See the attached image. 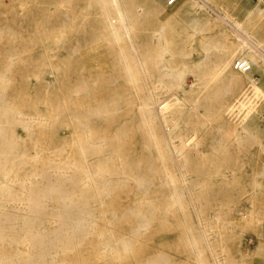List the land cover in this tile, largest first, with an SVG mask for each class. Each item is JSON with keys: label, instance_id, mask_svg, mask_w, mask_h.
I'll return each mask as SVG.
<instances>
[{"label": "rangeland", "instance_id": "rangeland-1", "mask_svg": "<svg viewBox=\"0 0 264 264\" xmlns=\"http://www.w3.org/2000/svg\"><path fill=\"white\" fill-rule=\"evenodd\" d=\"M96 1L0 0V264L7 254L2 237L4 210L21 213L16 209L23 206L16 203V198L26 191L22 183L35 177L40 189L49 191L64 182L60 174H55L52 181L43 177L48 171L46 166L59 159L62 145L73 135L72 130L62 125L68 77L74 85L84 79L89 91L106 88L114 91L87 92L83 97L87 102L93 97L106 99L109 107H120L113 131L125 128L132 153L136 156L147 153L144 135L137 131L143 116L132 111L137 110L135 101L144 104V84H140L138 94L124 92L133 86L123 81L126 64L118 61L114 43L104 35ZM195 3L202 5L203 10H196ZM258 4L260 0H176L174 4L170 0H127L124 3V11L131 13L130 19L137 22L132 27L135 41L144 42L149 28L164 25L166 41L139 46L140 56L143 64L163 61L162 72L183 74L182 83L174 87L177 95L170 99L174 101L171 111L174 114L167 127L163 125L160 130L166 133H163L165 140L168 138L174 147L183 148L190 156L180 170L169 164L170 178L183 193L179 206L165 199L167 192L159 188V183L149 194L139 190L135 182L127 183V188L118 194L110 193L113 195H109L108 206H113L120 215L133 218L134 226L132 237L126 240L130 243L127 253L131 260L118 259V264H146L148 253L167 254L175 264H264V69H254L255 76H259L256 82L236 84L230 82L220 67L234 50L233 27L238 23L264 47V16L248 18V10ZM197 15L211 21L204 34L198 31L199 22L194 19ZM111 17L115 23V13ZM242 36L251 39L243 32ZM236 60L240 59L232 60L231 70L239 73L233 66ZM111 75L119 82L110 86L99 84L111 79ZM176 96H185V103H179ZM239 101L255 106V110L246 114L247 130L235 127L243 114ZM189 104H195L197 110ZM6 108L19 113V123L12 136L20 144L19 154H22L11 160L9 173L4 171L3 160ZM42 122L50 127L34 133L26 128ZM188 139L193 141L186 147L183 141ZM35 157L39 160H33ZM139 161L131 160V163L135 165ZM65 184L70 187L69 183ZM70 190L55 199L41 198L45 210L35 226L37 231L62 230L78 237V223L84 221L85 230L96 229L98 235L105 236L112 228L122 237L129 233L128 227L119 224L97 202L92 204L89 217L72 216L69 204L78 199L79 190ZM148 202L153 206H148ZM149 208L157 212L151 229L146 230L144 218H134ZM57 214L66 217L61 220ZM21 226L20 219L6 226L12 239L17 238L14 227ZM78 239H83V259L97 264V253L106 242L94 249V241L83 236ZM187 245L192 251L190 257ZM7 246L10 248V244ZM13 247L9 252L12 256L32 255L39 262L45 259L38 243ZM50 248L57 251L55 245L50 244Z\"/></svg>", "mask_w": 264, "mask_h": 264}, {"label": "bare ground", "instance_id": "bare-ground-1", "mask_svg": "<svg viewBox=\"0 0 264 264\" xmlns=\"http://www.w3.org/2000/svg\"><path fill=\"white\" fill-rule=\"evenodd\" d=\"M126 1L127 0H98L95 2V5L98 7L99 11H101V26L105 37L114 43L118 61L126 64L124 68L126 73L122 74V78L123 81L133 86V89L125 90L124 92L138 94L141 92L140 84H144V104L135 101L133 104L137 106V110L132 111L133 113H138L143 116L142 121L139 126H137V131L144 135L147 153L137 156L132 153L130 146L127 144L128 138L125 128L119 127L113 131L120 107H109V101L106 99L93 97L87 102L83 97V94L87 92L95 94L114 91H109L108 88L89 91L87 90L86 81L84 79L80 81L79 85H74L73 79L68 77V85L64 91L66 101L62 110V125L66 129L72 130L73 135L70 140L65 141L62 145L60 154L58 155L59 159H54L55 161L52 162L53 165L50 164L46 166L48 171L43 178L52 181L55 174H60L64 182L69 183L70 187H68V185L66 186L63 182L59 185L52 186L49 191L42 190L36 182L35 177H31L27 183H22L26 191L16 198V203L23 206V208L16 209L21 213L17 215L18 212L10 213V211L4 210L2 237L7 254L3 264H92L89 259H83L82 257L81 249L83 247V239H78L80 236L90 239L92 242L94 241V244H96V246H93L94 249L99 248L97 246H100L104 241L106 242L102 251L97 253V264H118V259L129 262L131 258L127 251L130 247V243L126 240L128 237H132L134 232V226H132L133 222L131 221L133 218H130L127 214L120 215L113 206H108L110 193L118 194L127 188V183L130 184L135 182L139 190L144 189L149 194L153 186L159 183V188L167 192L164 194L166 195L165 199L171 200L174 205L179 206L181 203L180 197H182L183 193H181L182 191L178 189L176 183L170 178L172 172L169 164H175L180 170L186 165V160H189L188 156L190 155L185 152L183 148L174 147L168 138L165 140L163 135L165 132L162 133L160 129L163 125L166 126L170 122V118L174 114L171 112L174 109V107H172L174 101H170V99L177 95V89H174V87L175 84L182 83L183 74L181 72H162L164 64L161 60L157 61L155 64L146 61L144 64L142 63L140 56L141 49L139 46H152L154 43H164L166 41L164 25L156 24L154 28H149L146 32L144 42L135 41V34L132 31V27L134 28L137 22L130 19L129 15L131 13L124 11L123 5ZM260 1V5L258 4L253 9L248 10V18L254 19L255 16H264V0ZM193 6L196 10H203V6L198 3H195ZM112 13L116 15L117 20L115 23L113 22L115 18L111 17ZM194 19L196 22H199V25L197 24L198 31L204 34L211 21L208 18L202 19L200 15H197ZM233 28H235L236 32H240L241 34H237L236 32L235 35L233 34L234 50L231 55L220 64L221 71L227 73L231 83L242 84L244 81L254 83L259 78L258 75V77L255 76L254 69L256 67L258 69H264V47H261V43L258 40L250 37L243 24L238 23ZM242 32L251 39L243 37ZM124 43L126 45H124ZM237 57L247 60L251 64V70L249 72L244 73L237 71L239 73H235L231 70L232 60ZM134 66L137 69L133 68ZM139 73L141 75L140 77ZM111 77V79H104L100 81V83L96 80V84L99 83L110 86L119 82L114 79V75H111ZM176 99L179 103H185L184 100L186 97L176 96ZM244 101H239L241 106L240 111L243 110V114H241L242 120L239 119L240 124L235 126L238 130H247L245 126L248 120L246 114L247 112L255 110L254 105H248ZM189 106L195 111L197 110L195 104H189ZM227 106L228 105L225 106V109ZM4 115L6 122L3 136V160L4 171L7 173L11 160H17L22 154H19L20 144L12 136L15 125L19 123V113L10 108H6ZM238 121H236V123ZM47 126L46 123L42 122L38 123L37 126L34 124L28 125L26 128L31 133H34V131L37 130V132L46 130ZM192 141V139H188L183 142L187 147ZM33 160H39V158L35 157ZM131 160L141 161L132 165ZM103 181L106 182L103 183ZM188 188L190 189V187ZM70 189L79 190L78 199L72 200L69 204L70 210L73 212L71 214L72 216L89 217L92 204L97 202L102 207V210L111 212L113 218L119 224L128 227L129 233L125 237H122L112 228L108 231L107 235H98L96 229L87 232L85 230L84 221L78 223L77 230L80 232V236L78 237L65 234L62 230H54L53 232L45 230L37 231L35 226L41 221V216L45 210H43V206L40 204L41 198L46 196L49 200L55 199L57 195H64L71 192ZM147 204L150 207L153 206L151 202ZM191 204H193V202H191ZM156 212L157 209L152 210L149 208V211L146 213H137L134 219L138 220L144 218L145 228L146 230H150ZM56 217L63 220L66 216L57 214ZM18 219H20L22 226L21 228L14 227L17 232V238L12 239L6 230V226ZM22 229L26 231L22 232ZM188 235H190V233H187V236ZM49 240H51V242ZM32 243H38L43 248L44 253L42 255L45 258L44 261L39 262L32 255L20 257L12 256L9 253L10 249L14 248L13 246H19V244L26 246ZM8 244H10V248L7 246ZM50 244L55 245L57 251L52 252ZM21 250H24V248ZM111 252L116 253V255H113ZM187 254L189 257L192 254L188 245ZM197 254L198 250H196V255ZM70 256L74 258L72 261L67 259ZM146 264L175 263L167 254L162 253L154 256L152 253H148ZM215 264H217V262H215Z\"/></svg>", "mask_w": 264, "mask_h": 264}, {"label": "built area", "instance_id": "built-area-1", "mask_svg": "<svg viewBox=\"0 0 264 264\" xmlns=\"http://www.w3.org/2000/svg\"><path fill=\"white\" fill-rule=\"evenodd\" d=\"M176 0H170V4H174ZM235 69L240 72H249L251 70V64L247 60H237L234 65Z\"/></svg>", "mask_w": 264, "mask_h": 264}]
</instances>
